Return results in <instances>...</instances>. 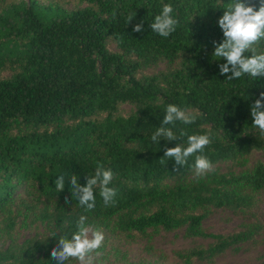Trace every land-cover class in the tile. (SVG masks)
<instances>
[{
	"label": "trees",
	"instance_id": "obj_1",
	"mask_svg": "<svg viewBox=\"0 0 264 264\" xmlns=\"http://www.w3.org/2000/svg\"><path fill=\"white\" fill-rule=\"evenodd\" d=\"M80 1L88 6L66 10L27 0L0 9V233L9 239L0 264H55L51 249L59 236L71 239L82 214L93 228L127 238L183 227L187 237L211 239L205 248L177 251L186 261L247 239L252 224L226 234L201 227L209 208L249 209L264 192V161L215 167L253 150L264 154V134L250 115L264 77L227 80L219 71L226 60L212 55L213 42L224 39L218 19L234 0ZM245 2L258 10L264 0ZM164 4L179 21L167 38L149 26ZM129 15L135 17L126 25ZM141 22L144 31L133 32ZM256 50L264 52V41ZM159 59L164 69L144 72ZM123 104L133 109L123 114ZM168 104L197 116L190 125H168L174 132L212 136L203 154L214 170L199 179L190 176L195 156L183 167L163 157V146L186 147L187 137L151 141ZM97 166L113 171L116 202L105 206L97 188L95 208L86 211L67 178L74 173L83 186ZM60 175L62 192L55 187ZM17 218L47 231L14 241Z\"/></svg>",
	"mask_w": 264,
	"mask_h": 264
},
{
	"label": "clouds",
	"instance_id": "obj_2",
	"mask_svg": "<svg viewBox=\"0 0 264 264\" xmlns=\"http://www.w3.org/2000/svg\"><path fill=\"white\" fill-rule=\"evenodd\" d=\"M173 6L164 4L160 14L154 17V22L149 26L151 31L161 37L167 38L177 29L179 21L173 16ZM135 16L129 15L125 21L126 25ZM218 25L223 32L222 42L214 44L213 56L224 58L226 63L219 65L220 75L227 80L239 79L248 75L254 79L264 77V52H257L256 45L264 41V2L258 10L251 3L245 0H234V3L224 11L222 17L218 19ZM132 31L141 33L144 31L143 23H136L132 26ZM246 52H251L250 57L245 56ZM230 74V75H229ZM252 125L264 134V91L259 93L250 106ZM197 119L195 114L189 113L186 109H181L174 104H168L166 113L161 124L151 136V141L155 144L160 140L179 141L187 137V146L177 143L175 147L164 148V156L174 161L176 166H185L190 157L195 156L194 174L196 178H201L214 170L211 160L204 155L205 148L213 143L211 134H191L181 128L174 132L176 122L185 125L193 124ZM115 179L113 171L97 166L95 174L85 177V184L78 183V176L72 174L67 178L71 185V195L78 199L79 205L86 211L95 208V190L99 189V195L105 206L114 204L117 196V189L111 187ZM66 177L58 176L55 187L58 192L65 188ZM76 231L71 233V239L67 234L58 238L56 245L51 249L50 256L55 264H68L70 260L78 261V264H94L95 257L100 255L98 251L104 242V233L88 224V217L80 215L76 221ZM53 232L49 236H56Z\"/></svg>",
	"mask_w": 264,
	"mask_h": 264
},
{
	"label": "rangeland",
	"instance_id": "obj_3",
	"mask_svg": "<svg viewBox=\"0 0 264 264\" xmlns=\"http://www.w3.org/2000/svg\"><path fill=\"white\" fill-rule=\"evenodd\" d=\"M27 0H0V9L12 3ZM41 5L57 4L59 7L71 10L88 6L80 0H36ZM109 49L114 50L112 43ZM165 68V61L159 59L157 63L148 66L144 72L150 73ZM5 76V75H4ZM123 114L129 113L133 107L128 104L120 106ZM264 161V154L260 151H250L248 155L235 162H217L215 167L220 171L230 169L239 170L251 165L255 161ZM191 177L195 174L190 175ZM21 218L15 219L12 239L21 240L39 236L47 231L43 223L32 222L20 224ZM254 226L253 233L245 240L226 247L209 257H194L184 260L176 252L196 246L206 247L211 242L209 238L187 237L183 227L173 230H148L144 234H137L131 238L124 235L110 234L104 230L105 239L98 250L100 255L95 257L94 264H263L264 263V192L257 193L255 203L249 209H231L227 207L209 208L201 221L203 231L215 234H226L241 231L245 225ZM1 226V225H0ZM0 233V247H5L8 238ZM72 264H78L73 260Z\"/></svg>",
	"mask_w": 264,
	"mask_h": 264
}]
</instances>
